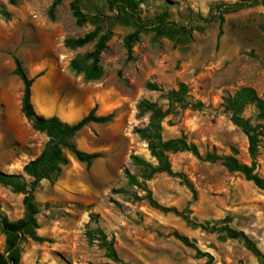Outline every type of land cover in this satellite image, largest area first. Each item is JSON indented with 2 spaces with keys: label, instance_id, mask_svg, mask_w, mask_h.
<instances>
[{
  "label": "rangeland",
  "instance_id": "374dc122",
  "mask_svg": "<svg viewBox=\"0 0 264 264\" xmlns=\"http://www.w3.org/2000/svg\"><path fill=\"white\" fill-rule=\"evenodd\" d=\"M71 1L63 0L51 20V0H15V4L0 0L2 172L23 175V166L48 142L21 112L23 84L14 74V58L26 77L34 79L31 102L37 114L72 124L94 105L99 116L115 111L110 123L89 125L75 138L80 150L99 153V159L87 168L68 156L69 164L60 176L52 182L42 181L36 189L40 240L23 245L19 264H205L206 258L184 246L173 233L211 255L212 264H259L240 241L193 227L173 212L130 198L145 192L130 187L124 171L142 182L141 169L133 165L131 156L155 164L144 141L133 133L148 122L147 115L138 116L136 106L147 100L165 110L168 103L161 92L148 90L147 84H156L165 92L184 84L191 101L200 102L202 108H175L162 124V137L183 136L197 147L200 158L189 152L169 155L172 170L184 174L192 190L165 174L153 176L145 185L162 207L184 212L208 229L228 225L243 231L264 254V190L228 172L219 162L203 160L214 153L251 164L247 139L232 124L223 104L224 98L246 87L264 101V0H251L243 9L221 14L222 23L216 7L239 0H143L138 14L145 25L166 13L168 22L185 27L187 33L152 43L153 33L147 30L133 46L130 61L123 41L134 28L109 10L107 0H83L85 14L100 16L96 24L100 34H110L100 57L103 76L88 83L69 70V63L90 52L94 43L70 50L63 41L83 37L95 26L75 25ZM256 114L255 107L248 105L241 117L255 124ZM255 173L264 176V137L257 150ZM118 190L126 193L113 192ZM23 198L0 185V216L20 219ZM96 228L113 239L121 263L107 259L88 242L86 231ZM3 248L0 232V253Z\"/></svg>",
  "mask_w": 264,
  "mask_h": 264
},
{
  "label": "trees",
  "instance_id": "16d2710c",
  "mask_svg": "<svg viewBox=\"0 0 264 264\" xmlns=\"http://www.w3.org/2000/svg\"><path fill=\"white\" fill-rule=\"evenodd\" d=\"M83 0H72L69 3V9L74 18L75 25L79 28L85 24H91L94 29L86 33L83 37L67 38L63 41V46L70 50L83 48L94 43L93 49L83 55L75 56L69 63V70L75 75H82L84 82H93L99 80L103 76V69L100 64L101 54L106 50L107 43L110 39L109 33L100 34V28L96 26L100 19L97 15H87L81 9ZM10 4H15V0H8ZM63 0H51L48 10V16L54 19V14L58 6ZM251 0H239L238 3L232 5H219L217 10L220 13L219 21L223 22L221 14L231 13L243 9ZM109 10L115 12L116 17L125 24L131 25L134 31L128 34L123 41L126 50V59H132V48L139 41L140 35L147 30L153 33L152 43H156L161 37L171 40L178 36L186 34L187 29L183 26L175 25L167 21L166 13H162L153 24L145 25L139 14L138 9L143 0H107ZM221 31L219 32L220 35ZM14 74L23 84V92L21 99V112L31 122L32 129L38 133L44 134L48 142L40 154L25 164L22 173L29 179L25 181L23 175L7 174L0 170V185L10 188L16 194H22L24 213L23 216L15 221H10L6 216H0V232L4 237V248L0 253V264H19L23 253V245L27 241H39L37 236V207L35 204V191L42 181L52 182L57 179L63 168L69 164L68 156L75 161L84 164L89 168L94 161L99 159V153H86L80 150L75 142V138L79 132L89 125H106L110 123L115 116V111L99 116L96 115L97 105H94L85 116L75 123L69 124L63 122L56 116L44 117L36 113L31 102V86L34 79H28L21 67V63L14 58ZM147 89L154 92H161L168 105L165 110L157 103L147 100L140 101L137 106L139 117L148 116V122L144 127L135 128L133 133L137 135L147 146V150L155 164L138 157L131 156L133 165L141 169L142 182L127 170L124 171L127 184L130 187H136L145 195L138 196L132 194L130 198L135 201L145 200L151 207L164 211L173 212L181 216L183 220L193 227L209 230L224 234L227 238L240 241L247 251L258 261L264 264V254L259 250L255 242L243 231L230 228L228 225L220 227H203L190 220L189 216L176 209L165 208L157 204L152 198L150 191L145 183L157 174H165L169 177L178 178L183 184L192 190L187 177L182 173H176L172 170L169 155L181 152H189L197 158H200L198 149L195 145L188 143L181 136L175 139L165 140L162 137V124L164 120L173 113L175 108L198 110L202 108L200 102H193L188 96L187 87L180 84L177 89L163 91L156 84H147ZM248 105H253L257 111L255 124L241 117L242 112ZM225 112L230 115V121L233 125L240 129L247 139L248 154L251 164H241L234 156H218L214 153H208L203 158L209 162H219L230 173H237L252 183L259 190H264V176L260 177L255 173V160L257 150L261 139L264 137V101L258 97L252 88H241L232 96L224 98L223 104ZM117 194L126 193L123 190L113 191ZM86 238L90 244H95L104 252V256L115 262L121 263L117 252L114 248L113 239H109L106 234L99 228L88 229ZM184 246L194 249L200 258H206L205 264H212L213 258L208 253L199 251L193 242L187 237L172 234Z\"/></svg>",
  "mask_w": 264,
  "mask_h": 264
}]
</instances>
